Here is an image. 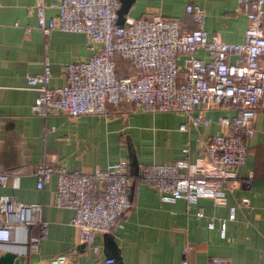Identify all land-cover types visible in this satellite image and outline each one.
Masks as SVG:
<instances>
[{
	"label": "crops",
	"instance_id": "obj_1",
	"mask_svg": "<svg viewBox=\"0 0 264 264\" xmlns=\"http://www.w3.org/2000/svg\"><path fill=\"white\" fill-rule=\"evenodd\" d=\"M188 1L202 6L209 35L216 33L226 41L243 38L248 19L238 0H131L125 18L158 11L181 17L185 28H191L196 22L184 9ZM35 2L0 0V169L8 171L0 193L21 201H41L47 227L35 250L27 248L26 240L38 232L37 223L17 225L3 248L23 254L22 264H49L50 256L61 251L69 254L66 264H96L97 255L69 222L72 209L54 201L55 176L36 186V163L45 158L69 169L91 171L125 157L133 172L142 163L179 157L193 163L203 154L204 139L222 130L219 115H232L234 108L222 103L197 105L191 112L200 111L208 120L187 128L179 126L188 119L185 113L140 110L130 100H121L102 114L70 116L55 110L43 118L33 113L30 103L38 88L27 83L26 74L41 70L44 54L51 69L49 85L55 86L65 81L66 61L88 57L100 45L79 30L53 28L44 36L36 24ZM45 12L52 15L56 7L47 5ZM261 24L264 29V2ZM196 54L208 57L204 47ZM235 58L234 53L228 56L230 61ZM258 58L264 67V53ZM115 59L120 73H130L132 68L123 58L116 55ZM178 61L183 62L182 55ZM45 125L54 127L45 129ZM246 142V159L236 168L238 184L221 183L224 201L204 195L191 202L182 196L163 200L152 186L133 178L132 206L123 226L95 235L101 251L114 255L104 246L110 234L118 264H177L185 245L191 264H215L209 260L211 255L226 257L224 264H264V105L257 106L254 131ZM242 196L248 197L247 203L241 202ZM232 204L235 213L228 217ZM222 217L226 218L224 235L219 232Z\"/></svg>",
	"mask_w": 264,
	"mask_h": 264
},
{
	"label": "built area",
	"instance_id": "obj_2",
	"mask_svg": "<svg viewBox=\"0 0 264 264\" xmlns=\"http://www.w3.org/2000/svg\"><path fill=\"white\" fill-rule=\"evenodd\" d=\"M247 15L244 36L238 41H226L218 34H208L203 25L204 11L197 2L188 1L184 9L195 20L185 28L179 16H165L158 11L125 18L117 22L120 0H56L46 3L36 0V24L46 36L51 29L79 30L100 45L88 57H79L63 64L65 81L50 86L51 69L44 54L41 70L26 74L29 85L38 88L30 110L43 118L52 111L74 116L82 113H107L121 100H130L140 110H173L185 113L189 124L208 118L195 106L201 104L231 105L232 115H219L220 132L208 135L203 154L193 163L186 157L170 161L142 163L136 171L129 168L128 158H120L91 171L69 169L63 163L41 159L35 165L36 186L42 187L52 175L56 179L54 201L69 206V222L78 229V237L97 255L96 264H118L112 254L101 251L95 241L97 232L122 227L124 215L132 206L129 194L133 178L152 186L163 200L184 197L188 202L198 196H210L215 202L225 200L223 181L238 184L236 168L247 156L246 137L254 131L256 109L264 105V67L258 55L264 53L262 14L264 0H238ZM47 5L56 12L47 15ZM204 47L208 57L196 54ZM234 53L233 61L228 59ZM133 67L130 73H120L115 56ZM183 56L179 63L178 56ZM45 125V129L53 128ZM8 171L0 169V187L6 185ZM98 189V193L92 189ZM248 202L247 196L240 198ZM235 205L229 206L233 217ZM38 224V232L29 234L27 248L35 250L46 232L47 220L42 215V202L21 201L8 193H0V252L17 225ZM226 218H221L219 232L225 233ZM188 245L177 264H191ZM69 254L58 252L49 264H66ZM210 262L224 264L226 257L211 255Z\"/></svg>",
	"mask_w": 264,
	"mask_h": 264
},
{
	"label": "water",
	"instance_id": "obj_3",
	"mask_svg": "<svg viewBox=\"0 0 264 264\" xmlns=\"http://www.w3.org/2000/svg\"><path fill=\"white\" fill-rule=\"evenodd\" d=\"M120 5L118 7V17L117 22H123L125 20V14L128 10V7L131 3V0H120ZM105 247L108 248V251H111L116 256V245L113 237L110 234L105 236ZM23 254L11 251L9 249H2L0 252V264H22L21 258Z\"/></svg>",
	"mask_w": 264,
	"mask_h": 264
},
{
	"label": "trees",
	"instance_id": "obj_4",
	"mask_svg": "<svg viewBox=\"0 0 264 264\" xmlns=\"http://www.w3.org/2000/svg\"><path fill=\"white\" fill-rule=\"evenodd\" d=\"M126 63L128 64V62H126ZM128 65H129V64H128ZM129 66H130V65H129ZM130 68H132V69H131L129 72H131L132 70H134L133 67L130 66Z\"/></svg>",
	"mask_w": 264,
	"mask_h": 264
}]
</instances>
